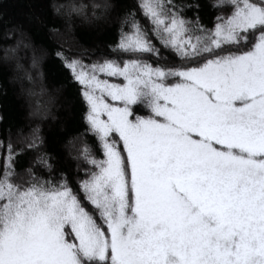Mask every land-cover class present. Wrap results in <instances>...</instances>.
I'll return each instance as SVG.
<instances>
[{"label":"snow or ice","instance_id":"1","mask_svg":"<svg viewBox=\"0 0 264 264\" xmlns=\"http://www.w3.org/2000/svg\"><path fill=\"white\" fill-rule=\"evenodd\" d=\"M120 24L109 56L56 53L102 159L84 144L73 175L38 128L0 141V264H264V0H140Z\"/></svg>","mask_w":264,"mask_h":264},{"label":"trees","instance_id":"2","mask_svg":"<svg viewBox=\"0 0 264 264\" xmlns=\"http://www.w3.org/2000/svg\"><path fill=\"white\" fill-rule=\"evenodd\" d=\"M139 2L0 0V141L11 137L21 145L38 128L43 147L56 159L58 168L73 175L81 167L75 159L77 149L84 144L92 148L97 159H102L98 140L86 132L75 90L65 83L70 79L69 72L56 53L62 51L85 63L111 55L119 40L120 13ZM174 2L186 4L188 0ZM104 3L112 8L104 11L94 7ZM60 5L83 6V12L69 15L66 8L58 10ZM213 12L201 13V22L207 27L214 25ZM186 15L191 19L190 11L186 10ZM138 19L151 27L142 15ZM34 57L38 61L35 66ZM31 160L29 154L23 162Z\"/></svg>","mask_w":264,"mask_h":264}]
</instances>
